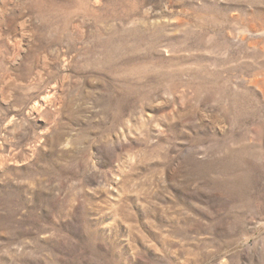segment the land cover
Here are the masks:
<instances>
[{"label":"rangeland","instance_id":"obj_1","mask_svg":"<svg viewBox=\"0 0 264 264\" xmlns=\"http://www.w3.org/2000/svg\"><path fill=\"white\" fill-rule=\"evenodd\" d=\"M0 264H264V0H0Z\"/></svg>","mask_w":264,"mask_h":264}]
</instances>
